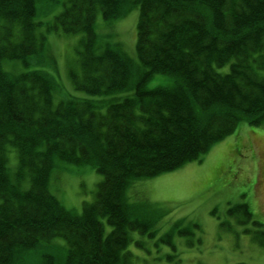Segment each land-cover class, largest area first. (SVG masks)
<instances>
[{
    "label": "trees",
    "instance_id": "obj_1",
    "mask_svg": "<svg viewBox=\"0 0 264 264\" xmlns=\"http://www.w3.org/2000/svg\"><path fill=\"white\" fill-rule=\"evenodd\" d=\"M134 7L137 65L95 30L97 14L110 23ZM51 33L79 35L67 76L87 97L61 84ZM155 74L173 84L148 89ZM119 93L104 111L93 99ZM241 121L264 126V0H0V264L147 263L131 233L155 235L161 213L129 200L128 188L200 160ZM61 165L102 176L80 211L49 190ZM181 223L163 234L169 246L154 264L180 262L172 236ZM253 239L264 247L263 231Z\"/></svg>",
    "mask_w": 264,
    "mask_h": 264
},
{
    "label": "rangeland",
    "instance_id": "obj_2",
    "mask_svg": "<svg viewBox=\"0 0 264 264\" xmlns=\"http://www.w3.org/2000/svg\"><path fill=\"white\" fill-rule=\"evenodd\" d=\"M137 18L138 8L134 7L127 16L113 22L103 21L100 14H97L95 21V30L101 42L121 43L136 65ZM78 39L79 35L58 36L51 33L48 36L49 50L55 56L54 65L65 90L70 89L75 96L87 97L72 88L67 76L69 67H77L75 50ZM4 65L13 66L11 63ZM51 65L49 63L44 67L54 74ZM227 69L228 66H225L219 70L225 72ZM172 84V77L155 74L148 81L147 88ZM124 94L93 99L101 105L99 110L104 111L109 102ZM60 97L54 95V101L57 102ZM9 156V166L14 170L17 159L11 153ZM101 178L89 166L61 165L50 174L49 190L65 207L80 211L83 201L91 202L94 199ZM127 195L131 201L141 203L146 200L149 209H158L161 213L155 222L158 228L155 235L136 231L131 233L133 240L130 247L142 256L140 259L148 261L145 264L156 263L150 261L153 256L161 257L166 252L169 238L163 234L179 219H182L178 227L181 234L178 231L172 236L176 246L173 251L180 252L178 264H264V247L253 239L258 232H264V126L239 122L232 134L213 144L200 160L152 178L137 180L128 188ZM243 205L250 214L246 223L242 222ZM232 206L238 207L229 213L228 208ZM254 221L261 225L253 224ZM221 222L225 224L220 225ZM105 228L109 230L110 227L105 224ZM246 228L248 232L244 230ZM156 238L159 243L157 248L162 250L157 256L153 244ZM56 240L59 244L63 242ZM134 240L141 241L144 248L135 246ZM47 252L54 255L53 249ZM142 262L137 261L139 264ZM30 264H41V258L37 257ZM157 264H173V260Z\"/></svg>",
    "mask_w": 264,
    "mask_h": 264
},
{
    "label": "bare ground",
    "instance_id": "obj_3",
    "mask_svg": "<svg viewBox=\"0 0 264 264\" xmlns=\"http://www.w3.org/2000/svg\"><path fill=\"white\" fill-rule=\"evenodd\" d=\"M24 186L28 185V182L26 180L23 181Z\"/></svg>",
    "mask_w": 264,
    "mask_h": 264
}]
</instances>
